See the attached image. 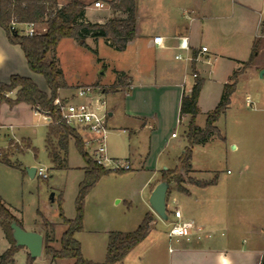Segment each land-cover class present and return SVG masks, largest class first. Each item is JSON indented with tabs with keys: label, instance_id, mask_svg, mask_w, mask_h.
<instances>
[{
	"label": "crops",
	"instance_id": "obj_1",
	"mask_svg": "<svg viewBox=\"0 0 264 264\" xmlns=\"http://www.w3.org/2000/svg\"><path fill=\"white\" fill-rule=\"evenodd\" d=\"M58 1L60 5L67 2ZM94 3L88 2L85 10V17L91 22L105 23L116 15L126 17L112 9L108 14H99L101 8L95 7ZM136 16L135 38L128 42L124 51H117L123 55L120 60L119 56L113 59L112 69L116 74L123 72L126 76L116 91L107 93L99 87L97 94L109 99L108 117H114L119 111L125 116L130 130H148L149 153L144 159L142 155L139 158L142 170L151 173L150 196L158 179V166L167 168L166 163L175 166L179 163V159L171 158L167 151L172 141L175 139L184 145L183 152L187 145L185 132L189 116L180 121V105L182 96L192 90L195 73L204 79L196 117V124L204 127L208 114L221 99L225 84L230 82L234 72L240 71L229 108L216 122L224 139L216 136L195 145L193 155L198 146L205 147L218 140L228 147L232 145L233 151H240L241 161L237 163L236 172L227 170L225 174H215L218 181L214 185L184 184L188 193L177 189L170 193L168 189V218L174 217L173 211L179 209L184 220L192 221L204 232L200 237L175 238L170 237L168 231L166 264H260L264 255V77H260L264 58L260 57L261 49L251 66L244 68V62L249 60L254 43L257 42L259 47L261 44L264 52V0H136ZM157 36L163 37L161 45L154 43ZM98 40L88 37L87 46L80 45L94 51V42ZM184 42H187V48L182 47ZM203 46L207 51H202ZM12 75L29 77L40 89L49 92L44 77L30 70L20 46L12 44L0 26V83H8ZM83 84L88 83L71 85L67 82L68 87L60 90V96H72L76 87ZM14 95L10 94L11 97ZM248 97L253 102L251 106L247 105ZM40 114L25 103L11 108L0 102V126L8 122L11 127L14 122H20V118L32 119L41 117ZM42 116L48 129L49 121L44 114ZM39 121L43 122L41 118ZM178 124L184 126L182 133L173 136ZM22 140L33 147L30 138ZM191 171L201 181L215 176L210 170L196 168L193 159ZM0 200L24 227L20 212L1 197ZM177 220L174 217L173 222ZM154 223L155 218L152 225ZM31 230L43 236L49 233L51 244L57 249L61 247L60 240L57 246L54 231L50 233L46 225ZM111 231H107L108 237ZM0 235L5 239L6 250L10 243L1 228ZM151 235L152 228L148 237L126 256L122 264H142L147 257L151 264H161L157 261L162 240L151 238ZM107 244L108 239L104 247L91 255L82 251L84 257L104 261ZM150 245L152 248L148 250ZM20 251L28 257V249L21 248L15 256V264ZM47 256L51 264H59Z\"/></svg>",
	"mask_w": 264,
	"mask_h": 264
},
{
	"label": "rangeland",
	"instance_id": "obj_2",
	"mask_svg": "<svg viewBox=\"0 0 264 264\" xmlns=\"http://www.w3.org/2000/svg\"><path fill=\"white\" fill-rule=\"evenodd\" d=\"M87 1L94 3L96 0ZM102 2L104 7L100 9L99 14H108L111 8L107 2L103 0ZM42 30L43 26L39 25V31ZM80 44L74 39L66 38L49 53V58L55 60L62 69L64 80L71 85L92 84L106 89L107 93L116 91V88L110 85L117 77L115 70L112 69L113 59L119 56L120 60V56L123 55L108 45L103 38L94 42V51H88ZM260 46V57L264 58L263 47L261 44ZM62 96L69 98L71 94ZM106 101L110 110L109 99L107 98ZM40 115L41 117L36 116L32 119L20 118L18 119L20 122H14L11 127L8 122L0 126V148H4L0 153L3 155L15 152L10 155V158L20 165V167H10L0 163V197L20 212L26 230H31L32 227L42 228L45 226V220L55 224L54 234L59 246V240L66 228L62 224L61 211L67 219H74L77 216L79 186L85 177L87 162L74 140H71L67 166L55 169L45 147V137L48 132L45 118L43 114ZM40 118L43 122L39 121ZM108 120L107 153L122 163L127 162L131 168L130 170H111L112 172L103 175L97 181L85 196L83 229L75 234V238L81 243L82 251L91 255L93 251L104 247L105 242L107 243V231H133L142 222L145 214L151 212L155 214L156 221L151 226V238L160 237L162 240L157 263L161 261V264H166L168 252L166 233L172 227L174 217L163 220L150 206L149 184L152 182V177L149 171L142 170L139 158L142 155L144 159L149 153L148 130H130L125 123V116L119 111H116L114 117H108ZM183 124L177 125L176 133H182ZM23 138H30L35 150L18 152L17 146L20 149L26 147L21 142ZM12 140L18 141L19 145L8 146ZM183 148L184 145L178 144L174 139L167 151L171 158L177 160L182 155ZM85 151L92 158V147H85ZM240 154V151H233L232 145L228 147L226 143L216 140L205 147L198 146L194 150L193 164L198 169L210 170L214 175H222L227 173V170L236 172L237 163L241 161ZM32 166H43L48 170L49 177L47 179L38 175L30 177L27 167ZM166 167L158 166V179L155 185L163 181L166 171H174L173 177L182 176L183 186L191 183L190 179L198 180L193 171L186 174L180 168V162L176 166L174 163H166ZM175 189H177L176 184L171 181L169 192ZM5 247V239L0 235V253L5 251ZM151 248L152 245L148 247V250ZM27 255L28 257L20 251L17 255V264H28L27 259L30 258L28 251ZM47 255L43 250V254L36 258L34 264H51L52 261ZM146 260L142 264H151L148 257ZM57 261L59 264L72 262L67 259Z\"/></svg>",
	"mask_w": 264,
	"mask_h": 264
},
{
	"label": "trees",
	"instance_id": "obj_3",
	"mask_svg": "<svg viewBox=\"0 0 264 264\" xmlns=\"http://www.w3.org/2000/svg\"><path fill=\"white\" fill-rule=\"evenodd\" d=\"M99 1V0H96ZM95 1V2H96ZM107 2L114 13L122 12L126 17L113 16L105 23H94L86 19L85 10L88 5L87 0H67L60 5L58 0H0V26L6 31L9 41L19 45L25 54L28 66L34 73L44 77L49 88V92L43 91L29 77L12 75L8 83H0V102L7 103L11 108L25 103L35 111L49 114L51 121L48 124L46 135V148L55 169L65 168L69 143L74 140L79 151L86 159L85 177L79 186V196L77 199L78 214L74 219H67L61 211L62 224L65 230L61 236V247L55 248L51 242L50 234L44 236V251L50 255L52 260L67 259L69 264H122L126 256L142 241H144L151 230L154 221V214L147 212L133 231H111L108 237L105 260L96 262L84 257L81 243L75 238V234L83 229V205L85 196L95 186L97 181L105 174L112 172L99 165L89 157L85 151L83 139L79 132L66 122L60 119V114L55 100L60 96V90L68 87L64 80V74L55 60L49 58V53L55 50L59 43L66 38L74 39L87 46L88 37L98 40L103 38L111 47L117 51H124L128 42L136 36V0H103ZM36 22L46 26L43 33L33 37L17 33L11 30L13 23L25 24ZM259 51L258 43H254L252 54L248 61L244 62V68L253 64L256 54ZM240 71L234 72L225 88L216 108L208 114L206 124L200 127L196 124L198 115V99L204 79L195 73V83L189 94H184L180 105V118L189 116L185 137L187 145L179 158L180 168L187 174L192 170L193 147L204 144L213 137L224 139L216 122L221 116L226 114L231 97L236 90ZM125 73L117 72V78L112 88L119 87L123 82ZM15 93L14 97L10 94ZM18 141L10 142V145L17 146ZM24 148L17 146L18 152H25L29 149L35 150L28 141H21ZM2 149H0L1 151ZM9 153H0V162L11 166L20 167L14 163ZM174 171H166L163 180L171 183L173 181L179 191L188 193L182 185V176H174ZM173 177V178H171ZM192 184L206 187L214 185L218 181L215 175L211 180H193ZM16 221L20 226L22 223L11 212V210L0 200V228L3 230L10 246L0 255V264H15V256L21 247L15 245L12 235L11 223ZM45 225L54 231L55 224L45 220ZM34 258L30 256L27 263L31 264ZM264 264V255L261 263Z\"/></svg>",
	"mask_w": 264,
	"mask_h": 264
},
{
	"label": "built area",
	"instance_id": "obj_4",
	"mask_svg": "<svg viewBox=\"0 0 264 264\" xmlns=\"http://www.w3.org/2000/svg\"><path fill=\"white\" fill-rule=\"evenodd\" d=\"M94 5L97 8L104 7L102 0L96 1ZM39 25L42 24L36 22L25 24L13 23L11 30L28 37H33L46 30V26L42 25L43 30L39 31ZM154 43L161 45L163 43V37H155ZM182 47L187 48V42H184ZM202 51H207V47L203 46ZM178 57H180V55ZM97 92H100L99 87H95L92 84H83L76 87L71 97L65 98L59 96L55 100V104L58 107L60 119L79 132L85 147H92V158L95 162L109 170H128L131 167L127 162L122 163L120 160L110 157L107 153L106 133L108 131V104L106 99L98 95ZM246 102L248 106L253 104L249 97ZM35 112L41 113L37 110H35ZM42 114L46 116L49 122L51 121V116L49 114ZM185 117L186 115L182 116L180 121ZM176 135L177 133H173V136ZM47 171L48 170L43 166H39L37 167L36 175L47 179L49 177ZM172 214L178 220L172 222V227L169 230L170 237L190 238L191 236L200 237L203 234V228L194 224L192 221L184 220L179 209L174 210Z\"/></svg>",
	"mask_w": 264,
	"mask_h": 264
},
{
	"label": "water",
	"instance_id": "obj_5",
	"mask_svg": "<svg viewBox=\"0 0 264 264\" xmlns=\"http://www.w3.org/2000/svg\"><path fill=\"white\" fill-rule=\"evenodd\" d=\"M14 34H17V32L15 31ZM260 77H264V69L261 70ZM36 171L37 167L35 166L27 167V172L30 177H35ZM169 186L170 184L168 181H161L155 186L149 198L151 208L163 220H168L167 193ZM11 229L17 247L27 248L30 256L34 259L42 255L44 236L40 232L26 230L16 221L11 223Z\"/></svg>",
	"mask_w": 264,
	"mask_h": 264
}]
</instances>
